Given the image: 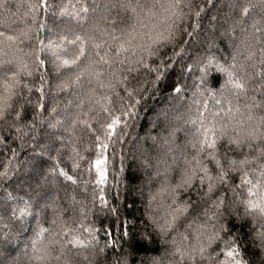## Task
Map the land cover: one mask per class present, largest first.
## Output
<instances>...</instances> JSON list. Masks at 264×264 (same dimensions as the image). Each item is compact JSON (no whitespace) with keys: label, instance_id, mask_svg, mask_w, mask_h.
Instances as JSON below:
<instances>
[{"label":"snow or ice","instance_id":"obj_1","mask_svg":"<svg viewBox=\"0 0 264 264\" xmlns=\"http://www.w3.org/2000/svg\"><path fill=\"white\" fill-rule=\"evenodd\" d=\"M7 2L0 0V9L9 13ZM206 3L212 5L213 0ZM115 8L128 15H112ZM154 8L139 0H118L103 8L99 3L90 5L88 0H76L69 11L67 4L58 5L55 0H33L24 14L26 19L21 20L23 28L14 34L0 31V53L13 55V59L0 60V65H12L5 71L4 90L0 93V145L7 147L10 139L18 140L22 148H31L32 155L29 161L17 162L20 153L9 149L11 157L0 165V221H5L3 228L8 229L0 230V257L9 258L7 262L0 259V264H21L22 258L25 264H69L66 254L73 248H97L96 230L84 229L89 233L87 240L75 235V229L65 220L68 209L60 203V178L73 185L77 183L61 166V153L68 147L66 140L75 135L78 126L95 132L88 119L94 111L96 116L100 112L106 114L100 128L106 137H111L121 118L134 114L131 110L140 103L137 97L142 98L149 88L168 77L165 70L173 68L169 61L176 58H181L182 75L200 72L192 101L197 106V115L184 121L195 127L192 133L183 125L166 124L162 131L166 130L167 135L158 134L170 146L169 152L179 149L174 159L182 158L183 169L178 183L165 182L159 189L169 193V211L163 217L149 215L150 224L140 234L148 243H154L158 237L171 249L153 257L152 264H248L238 258L240 253L234 242L226 251L211 250L221 240V233L229 231L226 224L233 218L252 217L255 223L258 217L261 223L255 235L264 249V19H253L248 24L246 18L252 5L233 2L230 8L236 9L237 14L229 13L231 22L225 20L227 28L219 25L223 28L219 36L229 38L230 46L237 28L243 35L241 44L248 51L246 60L251 63L241 65L238 73L235 49L231 62H221L211 52H194L188 58L190 63L183 59L187 42L181 36L194 35L188 31L190 19L193 30L201 27L204 4L168 0L160 5L161 13H168L162 17L167 20L162 30L155 24L150 27L143 23L144 18L158 15ZM210 19L216 21L217 17ZM210 27L215 30L218 25ZM25 43L29 45L28 51L21 47ZM167 45H172L171 53L162 51ZM213 45L214 41H209V48ZM210 67L224 75L219 88L209 83ZM49 71L54 73L55 83L46 79ZM22 74L26 77L39 74V85L29 86L22 81ZM249 82L253 85L251 95ZM45 85L49 86L51 103ZM168 87L176 94L174 99H185L186 83L182 85L176 79ZM61 94H65L63 100ZM181 132L185 136L182 141L178 136ZM158 136L150 139L155 143ZM96 140L100 141V136ZM96 147L107 145L101 142ZM71 150L80 160L84 159L74 146ZM43 158L53 162L46 169L39 163ZM101 164V158H97L95 165ZM144 164L151 167L147 157ZM79 167L73 159L72 171ZM96 171L98 183H104V171L100 167ZM241 189L246 191V198ZM181 192L186 198H181ZM154 199L150 195L149 204ZM99 200L101 210L108 208L103 191ZM108 210L113 214L118 211ZM80 211L83 213L84 209L81 207ZM122 235L130 233L125 231ZM117 243L109 235L98 253L103 255L109 245ZM131 254L129 245V249L113 257V264H130ZM261 260L264 261V256Z\"/></svg>","mask_w":264,"mask_h":264},{"label":"trees","instance_id":"obj_2","mask_svg":"<svg viewBox=\"0 0 264 264\" xmlns=\"http://www.w3.org/2000/svg\"><path fill=\"white\" fill-rule=\"evenodd\" d=\"M33 0H8L7 8L10 9L9 13L0 9V31L7 34H14L16 30L23 28L24 25L21 20L26 19L25 13L28 11V5ZM58 5H68L71 11V5L76 3V0H55ZM118 0H88V3H99L101 8L105 4L117 3ZM139 2L146 7L155 8L154 11L158 12L156 17H146L143 23L152 26L153 24L162 30L167 23L166 17L168 13H161L160 5L166 4L168 0H139ZM247 3L252 5L249 16L246 22L251 24L253 19H264V0H213L212 5H208L206 0H193V3L204 4L205 11L201 14L200 25L201 27L193 30L190 27L191 19L188 21V31L194 32L192 37L182 35V41L186 49L184 60H191L194 52L202 54L214 53L221 62H231L233 51L236 50L237 58V72L240 71L241 65L251 63L246 60L248 51L241 44L243 35L240 29H236L232 44L229 45V38L219 36L223 28H227L229 24L225 20L231 22L229 13L237 14L236 9L230 8V4ZM187 11V9H184ZM14 14V15H13ZM112 15L127 16L128 13H122L119 8L111 10ZM216 16V21H211V17ZM211 24H217L218 27L214 30L210 27ZM219 25H223L220 28ZM2 39V38H0ZM209 41H214V45L209 48ZM237 45L240 47L237 49ZM24 51L29 50L27 43L21 45ZM178 50V49H177ZM164 52L171 53L172 45H167ZM13 59L11 53L4 55L0 53V60L7 61ZM256 59H259L257 52ZM169 63L173 64V68L166 69L168 77L162 82L149 88L148 92L141 98L140 103L136 105L131 111L134 113L129 117H122L121 124L115 129L111 137H106L104 130L100 128V124L106 120V114L100 112L96 116V112L89 114V121L92 123L95 132H90L86 127L78 126L75 130V135L71 139L66 140L68 147L61 153V166L73 175L77 183L73 185L71 182L63 181L60 178L61 190L59 191L60 203L63 207L68 209L65 220L69 227L75 229L74 234L79 235L81 239L87 240L89 233L84 229H95L96 238L99 245L96 249L92 247H76L66 254V259L69 264H113V257H118L125 250L132 246V254L129 257L130 264H152V258L160 256L165 249L171 250L168 245H163L159 238H155L154 243H148L141 239L140 234L146 231L145 225L150 224L148 219L149 215L155 217H163L169 211L168 205L171 203V198L168 191H159L165 182L169 185H174L179 182L181 171L183 169V162L181 159H174V156L179 155V149H173L169 152V145H165L163 140L159 138L158 134L167 135L164 130L165 125L171 126L183 125L184 129L192 133L195 127L184 123L190 117L197 115L196 105L192 102L194 85L199 81L196 79L200 75L199 70L189 75H182L181 73V58L170 60ZM12 67V65H0V93L3 92V79L5 71ZM39 74H34L33 77L21 76L23 82L28 83L29 86L33 84L39 85ZM141 79L143 74H141ZM46 79L55 83L54 73L49 71ZM179 79L180 83L187 84L188 87L183 93L185 99L179 100L173 98L176 96L168 87L169 83L173 80ZM209 83L216 88H219L223 82L224 75L216 71L215 67H210L208 70ZM253 85L249 82V95L252 94L251 89ZM45 92L48 95V102L51 103V94L48 85H45ZM65 94H61L60 99H64ZM71 98V94H68ZM32 99H36L35 92L32 93ZM244 97L240 98L241 111H243ZM85 110H87L85 108ZM31 113V107L28 108ZM98 111V110H97ZM165 113L166 115H160ZM47 115V113H45ZM96 116V119L92 117ZM179 116L177 120L175 117ZM85 117L81 116V119ZM239 118V117H237ZM126 125V126H125ZM100 136V141L96 140V136ZM158 136L157 142H153L150 137ZM179 140H184V133L178 134ZM106 144V148H97V143ZM75 147L77 152L84 157L80 160L75 153L72 152V147ZM14 149L20 153L16 158L17 162H26L32 159L31 148L25 146L21 147L20 141L13 142L11 139L8 146L0 145V165L6 162L8 157H11V151ZM72 157V159H69ZM151 167H146L144 164L145 158ZM101 158L102 164L95 165V160ZM73 159L80 164V167L72 171L71 165ZM43 168H48L53 162L43 158L39 162ZM100 167L105 173V182L98 183L99 173L96 168ZM159 171L160 175L157 176L156 172ZM23 174V173H22ZM31 174V172L27 173ZM166 178V180H165ZM87 181V183H84ZM103 191L104 198L108 201V208H103L100 205V194ZM243 197H247L246 191L241 189ZM23 195V192L20 193ZM150 195H154L155 199L149 204ZM259 195V193L257 194ZM75 200H72V197ZM95 196V199H94ZM181 198H186L181 192ZM195 198V197H193ZM81 207L84 209L81 213ZM116 208L117 213L113 214L108 209ZM240 211H243L241 206ZM70 218V219H69ZM203 220V217H201ZM5 221H0V230L7 231L3 228ZM211 223V222H210ZM261 221L257 217L255 223L252 217H244L242 219H231L227 222L226 227L228 232L221 233V240L217 241L211 250L220 252L223 248L225 251L232 246L233 242L240 253V259L247 261L248 264H264L261 257L264 256V249L260 247V241L255 233L260 229ZM183 230V229H181ZM129 232L130 235L123 236V232ZM109 234L112 238L119 241L115 245H109L103 255L98 253V248L103 246L109 239ZM122 237V238H121ZM23 239V238H22ZM227 241V243H225ZM122 245V247H121ZM22 247V243L19 244ZM71 247V246H70ZM210 250V251H211ZM16 253L13 252L12 256ZM221 258L223 253H221ZM5 262L8 257H0ZM21 264H25L23 258Z\"/></svg>","mask_w":264,"mask_h":264}]
</instances>
